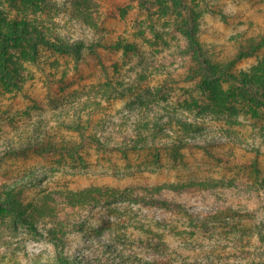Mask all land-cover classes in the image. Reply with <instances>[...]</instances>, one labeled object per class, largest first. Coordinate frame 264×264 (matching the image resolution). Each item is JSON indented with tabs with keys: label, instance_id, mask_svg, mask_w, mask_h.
<instances>
[{
	"label": "rangeland",
	"instance_id": "1",
	"mask_svg": "<svg viewBox=\"0 0 264 264\" xmlns=\"http://www.w3.org/2000/svg\"><path fill=\"white\" fill-rule=\"evenodd\" d=\"M187 4L195 9L193 15ZM0 14L4 17L1 34L11 24L25 22L29 31L41 26L43 35L57 36L69 45L87 40L78 63L70 54L45 47H39L31 59L22 58L30 45L5 44L12 57L21 55L22 86L19 91L7 90L0 82V264H75L77 256L90 264H97V259H101L98 264H121L125 262L118 256L121 251L133 253L137 260L128 263L137 264L155 251L147 253L134 244L127 246L129 241L123 245L114 239L124 240L127 234H136L133 229L144 227L167 232L155 241L170 247L169 257L164 256L170 264H193V255L200 257L210 247L218 259L228 257L224 253L228 238L209 239L199 221L213 209L212 204L219 203L215 197L232 207L238 201L244 205L236 190L133 189L140 200L164 199L174 205L156 207L128 198L112 199L110 193L95 188L109 186L118 196L130 185L237 179L241 163L254 160L255 152L264 168V122L255 124L243 116L244 106L217 111L207 93L197 92L191 98L198 100L203 116L197 119L198 128L185 133L176 121L184 114L174 110L165 95L157 96L159 100L153 95L160 85L168 86L158 69L165 54L186 48L187 28L203 53L223 63L233 61L238 49L247 50L253 40L258 48L234 64L236 69L253 67L264 57V0H0ZM99 36H124L136 42L137 50L128 53L124 64L120 49L89 48L91 39ZM230 85L224 84L223 90ZM128 90H133L131 96L119 94ZM79 130L107 137L109 149H102L96 158L87 143L89 153L81 161L67 152L30 146L41 138L58 145L64 136L76 139ZM120 135L125 136L128 150L131 137L136 135L138 140L126 160L113 150L119 146L117 138L111 142ZM176 138L189 140L191 150L172 162L167 146L175 144ZM154 149L161 152L162 165L150 164ZM262 198L264 202V194ZM247 207L248 211L254 208ZM259 210V219H264V209ZM189 223L195 226L192 233H187ZM50 229H61L64 238L60 240V234L56 238L60 242H52L47 236ZM251 242L264 247L254 239Z\"/></svg>",
	"mask_w": 264,
	"mask_h": 264
},
{
	"label": "trees",
	"instance_id": "2",
	"mask_svg": "<svg viewBox=\"0 0 264 264\" xmlns=\"http://www.w3.org/2000/svg\"><path fill=\"white\" fill-rule=\"evenodd\" d=\"M182 1L184 2V0ZM186 6L192 10L191 15H193L195 9L191 7L192 5L187 4ZM0 17V82L7 90H21L22 81L20 61L23 57L31 59L34 55H38L39 47L49 48L62 55L70 54L77 63L84 58L83 50L86 48L85 43L87 40L85 43L81 41L78 44L69 45L57 36L48 37L43 35V32L41 33V26H38V28L32 27V31H29L25 22L14 26L11 24L7 29H5L6 34H1L4 29L1 21H3L4 17H2L1 14ZM193 20L195 19L193 18ZM187 33L189 36L186 48L179 49L173 53L165 54L164 62L161 63V67L158 69L159 72L162 71L161 74H163L164 78H166L164 83H168V86L164 87L160 85V87L157 88L158 90H153L154 97L159 100L157 96L162 94L165 95V97L172 100V108L184 114L179 119L176 118L178 130L188 133L191 129L199 127L200 124L197 122V119L201 118L203 115L199 112L200 105H198V100L191 98V96L197 92L203 94L207 93L210 101L215 104V109L217 111H223L230 106H244L245 110L243 116H247L246 118L253 121L255 124L260 122L263 123L264 57L253 67L247 70L236 69V66L234 65L236 62H240L244 56L252 54L253 50L258 48L254 45L253 40L248 43L250 46L247 50L243 47L238 49V53L234 57L235 59L233 61L228 60V62L223 63L222 61H215L212 57H209L206 53L202 52L199 42L193 36L192 29L189 30L187 28ZM8 42L15 46L22 44L23 46L30 45V47L23 52L22 58L21 55L17 54L15 57H12L5 45ZM90 42L89 48L91 50H95V48H98L99 50L104 49L103 51L120 49L123 51L126 58L123 62L124 64L129 59L128 53L131 51L135 52L137 50L136 42L129 40L124 36L116 38H104L99 36L96 37V39H91ZM262 43H264V39H262L261 44ZM101 53L102 52H99V55L97 56H99V66L103 67L101 60L102 55H100ZM178 64L180 65L178 66ZM176 68L179 70L176 71ZM174 75L177 77L174 78ZM171 77L174 79L171 80ZM227 82L231 83V85L227 88V90H223V85L227 84ZM234 87L236 89L232 90ZM117 88H119V85ZM131 92H133V90H128L125 93L120 91L119 94L123 97L126 94L131 96ZM63 138V141H61L58 145L51 143L50 141H44L41 138L40 143L31 141L30 146L40 147L45 152H67L70 157L77 155L81 161H86L85 155L89 153L86 147L87 143L95 150V153L93 154H95L96 158L97 155L102 152V149H109L107 137L103 139L101 136H97L94 133L84 134L79 130L77 131L76 139L72 137V139L70 138L67 140L66 136ZM114 138H117L115 144L118 143L119 146L114 147L113 150L119 153L120 156L126 160L129 157V153L132 152V149L135 150V147L137 146L135 145L138 141H136L137 136L134 135L131 137L132 141L129 150L126 148L127 146L124 147L126 142L125 136L120 135L112 137L111 142H113ZM167 149L169 150V159L174 162L178 160V158H181L186 153V150H191V145L189 140L185 141L184 139L180 140L179 138H176L175 144L168 145ZM81 150L85 151L84 155L80 153ZM161 157V152L154 149L151 161H149L150 164L162 165ZM258 158H260L259 153L255 152L254 157L251 158L254 160H246V162L241 163L242 165L236 173L237 179L230 176L231 178L229 179H208L201 182L188 183L187 185L167 184L154 187L130 185L118 196L116 195L115 189L109 186L95 189L97 191L104 190L106 193H110L112 199L128 198L134 203L142 202L156 207H173L174 205L171 201L164 199L151 201L144 199L140 200L133 196V189L140 191L158 190L162 189L161 187L169 186L168 188L179 193L192 189H203L206 192H213L215 190L224 191V187L232 188L237 191V197H242L240 200H243L245 204L240 205L241 202L238 201V204H235V206L232 207L225 203V199L215 197L214 199L216 201L218 200L219 203L212 204L211 207H213V209L208 211L207 216L199 221L201 230L209 234L207 236L209 239L218 240L220 238H228L230 241H228L229 248L227 251L225 250L224 253L227 252L229 256L218 259L219 255H217V252L210 247V249L207 248V250L205 249L202 251L200 257H198V255H193V264H264V247L253 246L255 243L251 242V239H254L256 242L264 245V219H259L258 217L260 214L259 209H264V202L262 201V196L264 194L262 191L264 190V168L260 165ZM216 159L218 161L227 162V160H223V157L221 156H216ZM240 179L245 180L240 181ZM248 204L250 206L253 205L254 208L248 211ZM194 227L195 226L192 223H189V231L187 233H192L195 230ZM32 230L35 229L33 228ZM152 230L155 229L150 227H144L143 231L133 229L132 232L134 233L135 231L136 234H127V237L124 238V240H121L120 237L116 236L114 242L124 245L126 244V241H129L131 245L127 246H132L134 244L135 247H139L147 253L152 250L155 251L154 256L151 258H139L137 264H170L167 259L169 257L168 250H170V247L163 242H159L165 234H167V232L164 230ZM62 232L63 231L61 229H50L47 232L48 239L52 242L59 243L60 240L64 238ZM214 232L216 234H223V236H214ZM60 234L62 237L60 240H57L56 238ZM155 239L160 240L157 242ZM58 247L61 250L64 249L62 246L58 245ZM104 248L109 247L105 246ZM112 251L115 252L114 249L110 248L109 252ZM199 252L200 251H197L198 254ZM118 254V256L125 261L121 264H130L128 263L129 259L137 260V257L133 255V253L125 254L121 251V253ZM164 256L167 258H164ZM79 258L84 262H81ZM97 260L98 261L95 262L98 264L101 259ZM75 264H90V261L85 259L83 256H77ZM100 264H107V262L104 261Z\"/></svg>",
	"mask_w": 264,
	"mask_h": 264
}]
</instances>
